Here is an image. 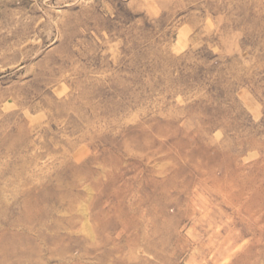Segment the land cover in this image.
<instances>
[{
  "label": "rangeland",
  "instance_id": "374dc122",
  "mask_svg": "<svg viewBox=\"0 0 264 264\" xmlns=\"http://www.w3.org/2000/svg\"><path fill=\"white\" fill-rule=\"evenodd\" d=\"M0 264H264V0H0Z\"/></svg>",
  "mask_w": 264,
  "mask_h": 264
}]
</instances>
